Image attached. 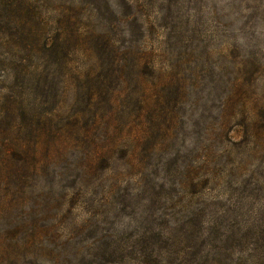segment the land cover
Wrapping results in <instances>:
<instances>
[{"label": "rangeland", "instance_id": "obj_1", "mask_svg": "<svg viewBox=\"0 0 264 264\" xmlns=\"http://www.w3.org/2000/svg\"><path fill=\"white\" fill-rule=\"evenodd\" d=\"M126 253L264 264V0H0V264Z\"/></svg>", "mask_w": 264, "mask_h": 264}, {"label": "trees", "instance_id": "obj_2", "mask_svg": "<svg viewBox=\"0 0 264 264\" xmlns=\"http://www.w3.org/2000/svg\"><path fill=\"white\" fill-rule=\"evenodd\" d=\"M116 259L120 261H135L143 264H160L161 261L164 262H174V261H182L184 258L180 257L178 254L172 253H126L119 256H114ZM107 259V258H106Z\"/></svg>", "mask_w": 264, "mask_h": 264}]
</instances>
